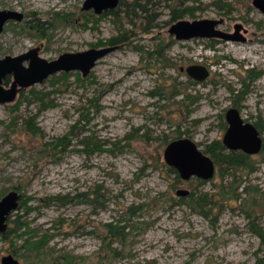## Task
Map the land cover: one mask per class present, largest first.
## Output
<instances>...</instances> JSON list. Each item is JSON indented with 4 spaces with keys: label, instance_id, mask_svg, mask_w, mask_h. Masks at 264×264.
Here are the masks:
<instances>
[{
    "label": "rangeland",
    "instance_id": "374dc122",
    "mask_svg": "<svg viewBox=\"0 0 264 264\" xmlns=\"http://www.w3.org/2000/svg\"><path fill=\"white\" fill-rule=\"evenodd\" d=\"M83 2L0 0V10L23 14L0 33V59L38 47L42 58L53 60L65 52L106 47L119 34L129 39L86 77L61 72L31 86L51 92L45 100L52 99L53 106L42 109L29 87L14 102L0 105V197L17 187L25 201L9 219L23 227L7 240L0 237V260L12 254L18 264H258L259 257L264 264V243L243 211L252 208L256 225L264 228V194L245 196L241 207L239 201H221L220 210L204 217L199 208L179 202L175 192H214L217 172L203 184L178 180L163 159L176 132L201 150L222 141L229 108L248 122L259 117L264 125V13L252 0H138L146 12L131 6L132 0H119L115 15L83 9ZM173 9L190 10L181 18L189 21L222 18L219 28L226 32L241 24L245 40H175L168 33ZM190 65L206 67L208 76L191 79L185 72ZM54 76L60 79L53 81ZM176 90L189 99L172 96ZM83 113L90 120L79 123L85 124L82 132L59 158L37 155L41 144L64 135ZM32 115L40 129L36 134L21 128ZM260 134L264 141V130ZM251 156L256 170L243 184L264 191L261 153ZM97 186L103 206L48 199ZM108 222L126 226L123 242L103 241ZM27 236H44L38 255L23 246Z\"/></svg>",
    "mask_w": 264,
    "mask_h": 264
},
{
    "label": "water",
    "instance_id": "95a60500",
    "mask_svg": "<svg viewBox=\"0 0 264 264\" xmlns=\"http://www.w3.org/2000/svg\"><path fill=\"white\" fill-rule=\"evenodd\" d=\"M119 0H84L83 9H92L100 14L110 11L118 5ZM252 5L264 13V0H252ZM23 14L13 10H0V33L8 21H20ZM223 19H178L168 28V33L178 41H186L193 38L241 40L245 37L239 32L241 24L234 25L232 33L223 31L219 25ZM114 46L89 48L77 52H65L53 60H46L39 54V48L34 47L15 56L7 55L0 59V105L12 103L21 89L31 87L42 82L48 77L61 73L78 71L86 77L97 61L114 50ZM26 63V64H25ZM186 74L194 80H204L209 71L201 65H190L185 68ZM11 76L12 81L5 87L4 80ZM227 128L222 137V143L226 149L241 150L248 155L260 152L263 139L261 134L251 122H244L240 113L231 108L225 115ZM165 163L177 171L181 180H189L196 177L210 180L215 173L212 159L205 155L197 143L190 138L181 137L169 142L163 150ZM189 191L178 189L177 196H186ZM21 194L15 190L0 197V233L8 228L11 214L17 209ZM0 264H18V260L12 255H3Z\"/></svg>",
    "mask_w": 264,
    "mask_h": 264
},
{
    "label": "trees",
    "instance_id": "16d2710c",
    "mask_svg": "<svg viewBox=\"0 0 264 264\" xmlns=\"http://www.w3.org/2000/svg\"><path fill=\"white\" fill-rule=\"evenodd\" d=\"M133 3H129L131 6L135 7H142V11L146 12V9L143 8L138 3V0H132ZM128 5V4H127ZM186 12L183 11H178L173 9L170 14L169 21L172 23L174 21H177L178 19H181L184 13H192L190 10H185ZM116 11L111 10L107 11V14H116ZM106 13H103L105 15ZM134 14H136L134 12ZM63 18L66 19V16H62ZM62 18V19H63ZM129 41L128 38H126L125 35L119 34L118 36H113L110 37L107 40V45L108 46H116V45H122L126 44ZM63 77H67V73L63 72ZM53 81L54 80H59L57 77H52ZM52 84H54L52 82ZM22 90L18 96H21L23 94ZM27 92L32 96L36 101H39V104L41 105L42 109H47L48 107H51L54 105V102L52 99H47L49 97L51 92H44V91H38L35 90L32 87H29L27 89ZM177 93V94H176ZM181 93V94H179ZM161 93H158L157 91H152V95H158ZM172 96L174 95H183L182 99L185 101L186 99H189V95L183 91H174L171 93ZM194 100H192L193 102ZM91 105L94 106V110L98 111L99 106L96 104L95 100H90ZM191 102V103H192ZM20 103V100H17L14 103V108H17L18 104ZM35 115H32L31 117L24 118L21 123V128L26 131L30 132L33 134L39 133L40 129L39 127L35 124L34 122ZM90 120V117L88 114H82L80 118H78L70 127V129L62 136L55 137L53 140L44 142L41 144V148L37 151V155L42 158L44 157H49V158H59L58 154L61 153L63 154L68 147H70L72 139L79 135L83 128L84 125H81L79 127V123L81 121H86L88 122ZM262 120L258 117L255 122H252L253 125L256 127L257 131L261 133L264 130V125L261 122ZM225 125V124H224ZM10 128V125H8ZM183 136V133L181 132H176L174 136H172L170 139L167 140L166 145L176 139H179ZM81 144H86V142H81ZM87 145V144H86ZM165 145V146H166ZM93 149L101 150V147L98 145H95ZM86 150V149H85ZM204 154L209 156L215 166V173L220 177V182L218 186H216V190L214 192H204L200 193L199 195H195L193 192L188 193L186 196H179V202L184 201V203L190 205L193 209L199 208L200 214L203 215L204 217H208L212 212L213 208H216L217 210H220L222 203L227 202V200H232V201H239V206H242L243 201H245V196L250 197L252 194H264V191L258 190L257 188H250L248 185L243 184L244 182L247 181V177L253 173L256 168L254 166V162L252 160V156L248 155L240 150H227L225 146L223 145L221 140H214L209 145L205 147V150H203ZM261 156H262V162H264V141L262 148L260 150ZM169 171L174 172L176 174V178L180 180V177L177 174V171L173 168H169ZM229 181L224 183L225 179H228ZM194 179L197 181L199 184L205 183L207 180L199 179L196 177L190 178L189 180ZM187 180V181H189ZM242 186V187H241ZM241 187V190L238 191V189ZM12 189L17 190L19 188L17 187H12ZM99 186L95 187L93 190L89 192H78L75 193L74 195L70 196L69 194H64V195H56V196H50L48 199L50 200H55L58 204H66L69 202H89L92 205L95 206H103V201L105 200L104 194H101ZM177 191V190H176ZM176 194V192H175ZM90 196L92 198H90ZM187 198L186 200H184ZM25 201L20 199L18 207H21L22 204ZM245 213V216H247L248 219H250V230L260 239L261 243H264V228L259 227L256 225V215L253 214L252 208H247L246 210H243ZM15 224V228H10L8 225V228L6 231L0 233V237L2 239L7 240L9 237L12 236V234H15V231L20 230L23 225L21 223H18L17 219L9 220V223ZM22 225V226H21ZM125 225H118L108 222L104 224V229L106 231V234L104 235L103 241H107L108 244H110V241L113 238H116L123 242L126 238V233H125ZM29 232V231H27ZM24 234V232H22ZM16 236V235H15ZM17 237V236H16ZM24 247L27 248V251L29 252H36L38 255L40 250L43 249L45 246V239L44 236H40L38 239L33 240L31 236H27L25 238V242L23 244ZM113 252V255L117 256L119 255V251L117 249H111ZM257 263L261 264V260L259 257H257Z\"/></svg>",
    "mask_w": 264,
    "mask_h": 264
},
{
    "label": "flooded vegetation",
    "instance_id": "af4514ba",
    "mask_svg": "<svg viewBox=\"0 0 264 264\" xmlns=\"http://www.w3.org/2000/svg\"><path fill=\"white\" fill-rule=\"evenodd\" d=\"M230 33H231V32H230ZM214 39H216V38H214ZM8 79H10V80H9L10 82H8ZM193 80H194V79H193ZM11 81H12L11 76H7L6 79L4 80V85L7 84V83L10 84ZM195 81L197 82V80H195ZM8 86H9V85H8ZM25 89H26V88H25ZM22 90H24V89H21V90L19 91L18 95L20 94V92H21ZM17 97H18V96H17ZM17 97H16V99H17ZM16 99H15V100H16ZM15 100H14V101H15ZM14 101H13V102H14ZM229 109H231V108H229ZM229 109H228V110H229ZM234 109H236V108H234ZM228 110H227V111H228ZM236 110H237V109H236ZM227 111H226V112H227ZM237 111H238V110H237ZM238 112H239V111H238ZM225 115H226V113H225ZM225 115H224V120H225L224 124H225V126H226V127H225V130H226V128H227V123H226ZM243 120H244V122H248V120H245V119H243ZM251 123H252V122H251ZM252 124H253V123H252ZM227 150H229V149H227ZM238 150H239V149H238ZM202 151H203V150H202ZM240 151H241V150H240ZM203 153H204V152H203Z\"/></svg>",
    "mask_w": 264,
    "mask_h": 264
},
{
    "label": "bare ground",
    "instance_id": "6f19581e",
    "mask_svg": "<svg viewBox=\"0 0 264 264\" xmlns=\"http://www.w3.org/2000/svg\"><path fill=\"white\" fill-rule=\"evenodd\" d=\"M247 59V58H246Z\"/></svg>",
    "mask_w": 264,
    "mask_h": 264
}]
</instances>
